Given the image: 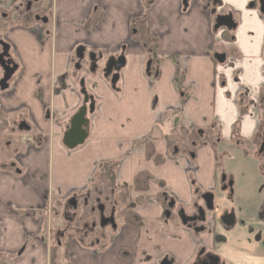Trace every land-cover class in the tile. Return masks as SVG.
I'll return each mask as SVG.
<instances>
[{"label":"crops","instance_id":"0c3cea01","mask_svg":"<svg viewBox=\"0 0 264 264\" xmlns=\"http://www.w3.org/2000/svg\"><path fill=\"white\" fill-rule=\"evenodd\" d=\"M28 1L0 0V43L17 64L8 90L0 92V126L9 132L0 134V264H49L54 244L42 214L50 209L60 218L72 193H93L121 223L93 248L63 245L69 264L164 258L189 264L198 245L210 247L212 238L166 221L157 196L188 207L198 194L214 193L219 145H228L237 160L236 141L249 142L258 132L259 115L248 107L264 92V21L256 0H190L187 11L182 0H144L148 31L157 36L150 55L130 42V23L143 12L139 0H32L26 13ZM212 12L232 13L235 30H212ZM82 44L90 45L87 54L103 55L93 73L86 61L75 69ZM122 47L125 64L113 89L101 69ZM217 54L238 60L221 65ZM81 79L95 109L86 141L69 150L62 138L82 104ZM241 91L246 96L237 104ZM18 121L31 131H14ZM212 129L215 145H200ZM148 146L163 162L148 157ZM142 172L153 182L129 198L140 224H125L119 187Z\"/></svg>","mask_w":264,"mask_h":264},{"label":"flooded vegetation","instance_id":"af4514ba","mask_svg":"<svg viewBox=\"0 0 264 264\" xmlns=\"http://www.w3.org/2000/svg\"><path fill=\"white\" fill-rule=\"evenodd\" d=\"M255 4L258 7L259 16L264 21V13L262 14L259 11L258 0H256ZM181 8L183 10L187 11L188 4L186 7H183V5H182ZM31 11H32V0H29L25 5V12L29 13ZM219 15H231L232 19H233V14L230 12H227L225 14H218V15H215V13L212 12L211 13V16H212L211 22H212L213 27L215 25V18H216V16H219ZM141 16H144L147 20L146 13L143 14V12H142L139 17H141ZM35 19L39 23L40 22L43 23V20H46V19H42L38 16H36ZM233 22L236 25V22L234 21V19H233ZM44 24H46V23H44ZM213 27H212V30H213ZM130 28H131V23H130ZM131 32L132 31H130V33ZM215 32H217V31H215ZM130 42L132 43L131 34H130ZM1 43L5 44L8 47L7 57L1 58L3 50H2V47L0 46V68H1L2 73H3L1 79L3 78V75H4V69L7 70L8 72L14 71L13 75L11 76L10 80L8 81V85H9V82L12 80L15 72L17 71V64L10 55V47L4 42H1ZM89 46L90 45H88V44L87 45L82 44L76 48V50L78 48H83V59L81 61L77 59L76 51H75V58H76L75 69L76 70H79V71L81 70V63L83 61H86L88 63L89 73H93L97 69H99L98 62H100V60H102L103 55L102 54L96 55L95 53H92V52L87 54L86 48H88ZM123 48L124 47L119 49L118 56L111 57V58H118L120 56H123V54H121L122 51L124 50ZM92 55L96 59L95 63L90 60V57ZM223 55H225V54H223ZM237 60L238 59L235 56L233 57L232 55H230L229 57H226V55H225V61L221 65H224L225 63H227L229 66L232 67L234 64H236ZM107 61L104 63V65L101 69V74H102L103 78H104L103 69H104ZM6 62L9 63V66L6 65L7 64ZM94 64H95V67H94ZM93 67H94V69H93ZM92 69H93V71H92ZM240 72H241V70H239V72L237 70V74H239ZM147 73L149 74V72H147ZM113 74H114V72L112 73V75ZM1 79H0V81H1ZM104 79L109 80V82H110L111 77L104 78ZM82 80L84 83V79H81L80 81H82ZM8 88H9V86H8ZM80 89H81V87H80ZM84 89H85V85H84ZM85 93H86L87 97L91 100H88V102L86 104H84V96L80 93L81 98H82L81 107L83 105H85L87 108V111H88L89 105L91 103H93L94 109H95L94 98L91 95H89L86 90H85ZM261 94H262L261 98L259 99L258 102L253 103V102H249V100H248V107L252 106V108H251L252 112L257 113L259 115V130L249 142L241 141L239 143L236 141L235 145L240 144V146L242 147L241 150H238L241 153V154H239L240 156H238L240 158L236 160L235 158H237V157H234V160L232 161L233 155H232L231 148L226 144H220L219 145V154H220L219 161H220V164L222 165L220 167L221 169L219 172V176H220V180H221L219 187H220L222 192H227L230 198L232 196V179L233 178H232L231 174H229L230 171L227 168L226 162H228L227 164H230L233 166L234 164L239 163V160L242 161V160L250 159L251 161H254L257 164V169L259 170L258 171L259 177H260L261 181L264 182V151H262V152L260 151L262 144H263V134H264V92H262ZM244 96H246V95L244 94L243 91H241L238 94L237 104L242 103V97H244ZM93 113H94V110H93ZM92 114H89L87 112V116H86L87 120H88V117ZM20 123H25L29 127L28 132L31 131L32 128L30 127V125L24 121H18L13 127L14 131H16L18 133H27L25 131H19L18 130V126ZM88 124H89V121H88ZM68 127H67V129H68ZM67 129H66V131H67ZM87 129H88V125L85 128L86 132H87ZM212 130L210 131V133H208L207 135H205L203 137V141H201L200 145L209 144V143L211 145H213V144L215 145V142H216L215 137H214L215 133H214V129H212ZM87 135H88V133H87ZM32 146L36 147V145H32ZM235 147L236 146H234V147L232 146L233 150L236 149ZM189 157L191 159H193L194 155L191 154ZM244 157H246L247 159ZM190 158H188V159L190 160ZM15 162H14V165H16ZM261 187H262V185H261ZM209 195L212 196V209L210 211H208L206 208V203L209 204L210 198H211ZM257 195H258V198H255L254 204H256L255 208L260 212L259 216L262 218V222L264 223V195L262 193L261 194L257 193ZM202 196H204V198H202ZM171 202L174 203V206L172 209H169L168 205ZM164 205H165L164 206L165 207L164 218L166 221H170V220L175 221L177 225H180L182 227L187 228L195 236L206 234L212 238V240H211L212 245L210 247L198 245V248L195 252V255L189 264H229L226 262V260L220 254H217L215 252V244H216V237L217 236L213 233V231L211 230V228L209 227V224H208L211 220H213V221L215 220L214 214H213L215 212V192L214 193L207 192V193L198 194L196 196L195 200L188 207L177 206L173 199H168V198L165 201ZM131 207H132V205H131ZM166 212H168V215L166 214ZM54 215H55V211H52L49 209L48 212H44L42 214V218H41V220L43 221V225H44L43 228L45 230H47L48 235H49L48 240L51 239L50 238L51 234L53 235L52 240L54 241V243H53L54 246L51 247V250L57 249V248L58 249L62 248L63 251H66V248L65 247L63 248L62 246L65 245L67 247L71 241H77V242H80L82 244H85V245L93 248L94 246H96V244L99 243L100 238L103 237L104 231L106 229H108V230H110V229L116 230L117 229V225L115 224V220H114V210L110 209L108 211L107 205L105 204V202L102 203L100 198L97 196H94L93 193H90V194L87 193L84 196H81L77 193L70 194L65 201L64 210L61 213L62 216H60L62 224L58 228L54 227V231H53L52 226H51L52 223H51L50 219L53 218ZM226 215H233V214L228 213V212L225 213L220 218L219 223L223 229L230 230L235 226V218L233 216L234 224L232 226H225L222 222V219ZM43 238H44V236H43ZM65 261H66V259L61 260L60 263L64 264ZM168 261H171L173 264V260L168 259Z\"/></svg>","mask_w":264,"mask_h":264},{"label":"rangeland","instance_id":"374dc122","mask_svg":"<svg viewBox=\"0 0 264 264\" xmlns=\"http://www.w3.org/2000/svg\"><path fill=\"white\" fill-rule=\"evenodd\" d=\"M3 131L9 133L0 126V134ZM227 163L229 174L233 178L232 196L230 198L227 192L221 191L219 176L215 190V220L208 223L217 236L215 252L229 264H264V223L254 204L255 198H258L257 193L264 195V182L259 177V170L254 161L239 160V163L233 166ZM227 212L232 213L235 218V226L230 230L223 229L219 223L220 218ZM50 220L53 231L54 227L58 228L62 224L59 217ZM115 221L121 223L118 215ZM52 236L51 234L50 238L54 243ZM58 250V256L63 260V249Z\"/></svg>","mask_w":264,"mask_h":264},{"label":"water","instance_id":"95a60500","mask_svg":"<svg viewBox=\"0 0 264 264\" xmlns=\"http://www.w3.org/2000/svg\"><path fill=\"white\" fill-rule=\"evenodd\" d=\"M189 1L190 0H182L183 7H186ZM258 4H259V11H260V13L263 14L264 13V0H258ZM43 23H47V19L43 20ZM235 27H236V25L233 22L231 15H219V16H216V18H215V25L213 27V30L218 31L219 29L223 28L227 31H233L235 29ZM0 46L2 47V50H3L1 58L7 57L8 47L3 43H1ZM76 57L80 61L83 59V48H78L76 50ZM214 59L216 60V62L218 64H223L225 61V55L217 54L214 56ZM90 60L94 63L96 61V59L93 55L90 57ZM6 63H7L6 65L9 66V63L8 62H6ZM124 64H125L124 56H120L118 58H110V59H108L106 65L103 69L104 78L111 77L110 85L113 89L115 88V85L119 79V72L124 67ZM149 65H150V63H148V65H147L146 72H148ZM94 67H95V64H94ZM94 67H93V69H94ZM93 69H92V71H93ZM113 72H114V74L112 75ZM13 73H14V71L8 72L7 70L4 69V75L0 81V91L1 92H4L8 89V86H9L8 81L10 80ZM80 87H81L80 93L84 96V104H86L88 102V100H91V99H89L85 93L83 80L80 81ZM93 110H94V104L93 103H91L89 105L88 111H87L86 106L83 105L79 109V111L76 113V115H74L72 117L70 124H69V127H68L67 131L64 133L63 138H62L63 145L67 149L74 150L77 147H80L84 144V142L86 141L87 136H88L87 132L85 131V128L88 125V120L86 118L87 112L89 114H92ZM18 130L28 132L29 127L25 123H20L18 126ZM260 151L261 152L264 151V134H263V144H262ZM209 196L211 197L210 202H209V204L206 203V208L208 211H210L212 209V196L211 195H209ZM202 198H204V196H202ZM173 206H174V203L171 202L168 205V208L172 209ZM166 214L168 215V212H166ZM222 222L225 226H232L234 224L233 215L224 216L222 219ZM160 264H172V262L168 261L167 258H164Z\"/></svg>","mask_w":264,"mask_h":264},{"label":"trees","instance_id":"16d2710c","mask_svg":"<svg viewBox=\"0 0 264 264\" xmlns=\"http://www.w3.org/2000/svg\"><path fill=\"white\" fill-rule=\"evenodd\" d=\"M143 14L146 12L147 9V3L144 0H139ZM131 41L140 43L144 49L147 51V53H153L156 47V42H157V36L154 37L151 35L148 31L147 23H146V18L144 16L135 18L131 21ZM147 155L148 157L154 158L157 163L163 162V160L155 156L153 154L152 149L148 146L147 147ZM153 182V178L147 174V173H139L134 180L129 184V185H123L119 187V192H118V201L121 203V211L123 212V221L125 224H130V225H135L138 226L140 224V220L137 219L135 216L133 209L131 207L130 203V195L131 193L134 192H145L149 188V184ZM157 199L159 202L165 203L167 200V196L165 194H160L157 196ZM56 249H52L49 255V264H61L60 258H57L56 255ZM64 264H69L68 263V254L66 251H63V260H65Z\"/></svg>","mask_w":264,"mask_h":264}]
</instances>
